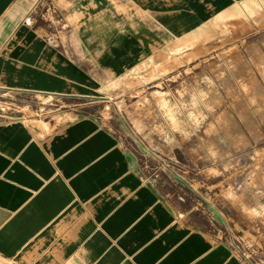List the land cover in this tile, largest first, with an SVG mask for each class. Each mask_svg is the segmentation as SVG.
Wrapping results in <instances>:
<instances>
[{
	"label": "crops",
	"instance_id": "obj_1",
	"mask_svg": "<svg viewBox=\"0 0 264 264\" xmlns=\"http://www.w3.org/2000/svg\"><path fill=\"white\" fill-rule=\"evenodd\" d=\"M226 1L0 0V92L89 100L184 48ZM171 177L164 191L91 117L0 115V264H247L195 220L196 192Z\"/></svg>",
	"mask_w": 264,
	"mask_h": 264
},
{
	"label": "rangeland",
	"instance_id": "obj_2",
	"mask_svg": "<svg viewBox=\"0 0 264 264\" xmlns=\"http://www.w3.org/2000/svg\"><path fill=\"white\" fill-rule=\"evenodd\" d=\"M0 115L93 118L164 191L173 175L187 181L195 220L247 264H264V0L226 1L184 48L98 84L89 100L0 92ZM215 207L222 225L199 215Z\"/></svg>",
	"mask_w": 264,
	"mask_h": 264
}]
</instances>
